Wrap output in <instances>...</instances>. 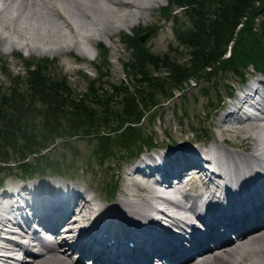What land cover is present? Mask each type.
Wrapping results in <instances>:
<instances>
[{
  "label": "bare ground",
  "instance_id": "1",
  "mask_svg": "<svg viewBox=\"0 0 264 264\" xmlns=\"http://www.w3.org/2000/svg\"><path fill=\"white\" fill-rule=\"evenodd\" d=\"M162 1L0 0V40L9 44L6 53L14 48L39 55L75 50L92 61L93 52L84 42H95L102 36L112 37L121 33L123 27H134L139 20L151 16ZM179 19L175 18V22ZM69 43L71 45L66 46ZM254 86L230 107V117H235L230 120L224 115L222 120V124H230L227 133L253 145L235 149L217 143L215 148L209 146L202 150L198 143L172 151L176 167L169 173L173 172L180 183L178 186L172 184L169 174L164 175L161 183L150 182L149 176L138 179L137 185L148 192L143 202L133 199L137 196L128 189L117 209L115 205L96 201L92 191L84 192L61 181L12 185L9 190H3L0 196L5 194L2 196L5 201L0 202V207L5 206L10 212L4 211L8 216L0 218V225L10 223V219L16 220L31 226L37 236L43 235L41 230L53 232L61 242L55 239L51 246L44 241L47 245L34 251L6 240L25 241L24 236L18 239L0 233L5 245L12 246H6L7 254L0 253L1 264H163L164 261L168 264H264V165H241L242 161H248L247 158L261 164L256 155L264 159V96L260 90L256 93L261 95L259 100L248 99L257 87ZM247 105L248 112L249 108L257 111L251 113L255 118L246 114V110L241 112ZM188 177L194 181L192 195L183 191ZM217 182L221 184L220 189ZM162 185H167V189L161 190L159 186ZM63 196H71L69 205L74 208L70 215L71 211L64 208ZM199 201L202 202L200 206L196 204ZM141 205L148 209L139 211ZM158 205H165L168 213H160ZM207 206L203 218L201 211ZM152 212L162 216L157 220L146 216ZM186 218H192V224L184 225ZM100 220L112 221L117 228L106 224V236L92 234ZM85 222L92 224V228L79 232L78 225ZM10 227L7 232L22 235L14 230V225ZM200 227L209 228L206 239H198L201 235L196 234ZM222 230H228L227 235H236L237 240L226 237L225 243L213 249L198 250V246L208 242L212 247L217 239L215 233L221 234ZM189 236H192L191 242ZM187 245H191L188 257L179 259ZM20 248L30 254L24 262L17 254ZM73 254H78V258Z\"/></svg>",
  "mask_w": 264,
  "mask_h": 264
},
{
  "label": "rangeland",
  "instance_id": "2",
  "mask_svg": "<svg viewBox=\"0 0 264 264\" xmlns=\"http://www.w3.org/2000/svg\"><path fill=\"white\" fill-rule=\"evenodd\" d=\"M218 3L219 0L212 5L207 3L206 9L210 12L215 11ZM189 14L190 12L186 9L177 6L174 0H163L162 5L156 8L151 16L148 15L146 19L139 20V24L136 22L134 27H123L121 33L112 37L102 36L98 41L84 42L86 47L93 50V54L87 53L92 55V61L90 58L88 59V56L78 55L75 50H69V53L67 50L66 53L39 55L14 48L12 52L6 53L5 50L9 48V44L0 40L1 115L10 116L15 110L9 105L4 106L1 103L2 97L11 98L21 95L29 98L32 80L42 82V85L59 88V95H62L61 98L66 99L68 104L64 107V112L70 114L73 103V105L82 104L86 107V110L82 109V111L89 114L88 118L77 122V124L82 123L83 126L78 127L75 136L73 133L63 134L69 140L68 145H64L63 139H57L56 144L45 152L53 158L59 159L64 165L73 163V165H69L71 170L67 171L68 176L38 174L24 181L31 183L33 180L39 183L46 182L43 180L51 178L72 179L71 182L92 191L101 202L105 203L106 194L105 191H102L100 183L107 182L109 172H111L110 168H114L117 170V174L115 181L112 180L111 183L117 186L113 187L114 192L111 196V200L114 201L113 205L117 204L116 207L119 209V201L126 198L128 189L137 196L133 199L145 201L147 190L139 187L138 180L127 174L132 170L130 164L133 161L129 159L132 153L126 151L124 147L120 151L115 148L114 155L110 160H102L97 156V149L103 140L94 130L99 129L101 132L103 127H95L100 120L115 121L113 114L120 112L128 104L125 100L127 96L125 90L137 97L139 111L143 115L141 123L136 126L141 129L143 137H152L153 145L157 147L172 150L177 145V147L186 148L199 143L200 148L205 150L215 142L235 149L249 148L253 145V143H247L248 141L241 142L232 134L227 133L230 132V124H222L224 115L228 116L230 120L235 117V115L230 117L229 109L237 103V99L244 96L252 85L259 87V82L264 83V75L254 69L253 63L246 62L244 64L246 67L242 66L238 72L231 71L224 76H222L223 72H217L212 77L211 83L207 82V79L198 82L196 77H191L184 83V88H177L175 81L168 79V71L162 67L160 70L150 68L147 71L146 82H140L142 76L132 69L134 67L132 61L138 54L132 49V44L136 39L139 40L141 47L146 49L149 54L160 58L161 61L167 58L173 65L189 66L192 50L180 42V34L190 29L191 26L193 27V20L191 22ZM175 18L181 19L175 22ZM262 20L263 17H260V14L255 17L253 20L254 30ZM241 32L235 39L241 40L244 49L250 44L255 46V52L260 51V43L264 47L261 38L255 39L259 41L258 43L251 42L255 40L248 37L244 31ZM148 33H152V35L142 43L140 37ZM233 44L234 42L229 47L225 58L232 54ZM70 45L69 43L66 46ZM260 55L264 57V54ZM192 66H194L193 61ZM238 73L243 74L244 77ZM156 79L159 82L154 83ZM208 85H216L217 88L214 91L217 95L214 96V93L211 95L212 90L206 92V89L210 87ZM261 94L264 96V87H262ZM141 99L143 102L140 101ZM36 108L41 110L44 106L37 103ZM105 111L107 112L104 115ZM243 111L242 108L241 112ZM89 120H92L91 131L93 132L90 131L91 135H85L83 129L89 128ZM67 121L65 118L64 122ZM43 125L44 119L38 117L26 132H29L28 135H32V132L36 131L35 134L38 135L44 129ZM200 134L207 137H200ZM22 146H24L22 137H13L9 140L7 148L8 151L13 152L10 153L11 159L20 157L21 154L18 153L23 148ZM116 147L121 146L116 145ZM14 150H17L18 153L15 154ZM126 156L128 159L125 158ZM14 166L17 165H11V168ZM63 167L67 169V165ZM3 168L2 165L0 170L2 187L13 184L14 181H21L19 176L16 178V176L9 175V170ZM17 171L15 169V172ZM104 178L106 181L103 180ZM186 180L192 187V177H188Z\"/></svg>",
  "mask_w": 264,
  "mask_h": 264
},
{
  "label": "trees",
  "instance_id": "3",
  "mask_svg": "<svg viewBox=\"0 0 264 264\" xmlns=\"http://www.w3.org/2000/svg\"><path fill=\"white\" fill-rule=\"evenodd\" d=\"M174 1L177 6L190 12L189 19L191 22L193 20V27L191 26L190 29L180 34L182 45H186L192 50L190 65H173L167 58L161 61L160 58L149 54L146 49L141 47L139 40L136 39L132 44V49L138 54L132 61V65H134L132 69H135L142 76L140 82H146L148 78L147 71L150 68L160 70V67L168 71V79L175 81L177 88H184V83L189 81L191 77H196L198 82L202 79L204 81L207 79V82H210L217 72H223L222 76L231 71L233 73L238 72L240 67H246L244 65L246 62H249L248 64L253 63L256 71L264 73V57L260 55L261 53L264 54L263 45L259 44L261 49L260 51L256 49L257 53L254 51L255 46L253 44L247 45V48L244 49L241 40L235 39L236 36L238 37L239 32L242 31L241 33H243L244 31L253 40L261 38L264 42V0H219L217 9L213 12L206 9V4L212 5L217 0ZM259 14L260 17H263V20L254 30L253 20ZM233 42L232 54L225 58ZM251 42L258 43L259 41ZM192 61L194 66H192ZM238 74L244 77L243 74ZM157 82H159L158 79L154 80V83ZM208 86L210 87L206 89V92L212 90L211 95L213 93L214 96L217 95L214 91L217 88L216 85ZM58 89L52 85H42V82L32 80V90L29 98L17 94H15L17 96L11 98L2 97L1 103L4 106L9 105L10 108L12 107L15 110L10 116L7 114L1 115L0 113V170L3 165L4 170H9V175L14 176L16 174L21 178H33L38 174L63 175L71 170L69 165H73V163L65 164L67 170L59 159L53 158L45 151L55 145L57 139H63L64 145H68L69 140L63 134L73 133V136H75L78 127L82 125V123L77 124V122L85 120L89 114L82 111V109L86 110V107L82 104L73 105V103L71 113L64 112V107L68 106L67 100L61 98L62 95H59ZM125 92L127 93L125 100L128 104L120 112L113 114L115 121L111 119L109 121L100 120L95 127H103L101 132L99 129L94 130L99 133L98 137L103 140L97 149V156L102 160H110L114 155L115 148L120 151L125 147L126 151L132 153L131 156H133L142 152L146 147L155 146L153 145V138L143 137L141 129L136 126L143 119V115L139 111L137 97L128 90H125ZM37 103H40L44 108L38 110L36 108ZM106 112H104V115ZM38 117L44 119V129L38 135L35 134L36 131H33L32 135H28L27 129L33 125ZM65 118L68 120L67 122H64ZM88 125L89 128L83 129L85 135H91L92 120L88 121ZM13 137H22L24 146H22L23 148L19 153L14 150L15 154H21L20 157L11 159L12 155L10 153L13 152L8 151L7 147L9 140ZM116 145L121 147H116ZM31 157L32 160H30ZM11 165L17 166L11 168ZM15 169L21 170V173L15 172ZM2 183L0 181V185ZM113 192L114 190H108L107 194L113 196Z\"/></svg>",
  "mask_w": 264,
  "mask_h": 264
},
{
  "label": "water",
  "instance_id": "4",
  "mask_svg": "<svg viewBox=\"0 0 264 264\" xmlns=\"http://www.w3.org/2000/svg\"><path fill=\"white\" fill-rule=\"evenodd\" d=\"M151 35H152V33H148V34H146V35H144V36H141V37H140L141 42L144 43V41H145L147 38H149Z\"/></svg>",
  "mask_w": 264,
  "mask_h": 264
}]
</instances>
